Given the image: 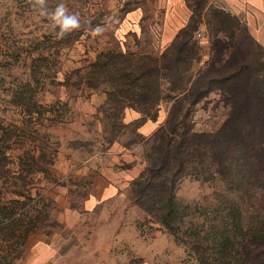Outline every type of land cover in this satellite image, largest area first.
<instances>
[{"label":"rangeland","instance_id":"1","mask_svg":"<svg viewBox=\"0 0 264 264\" xmlns=\"http://www.w3.org/2000/svg\"><path fill=\"white\" fill-rule=\"evenodd\" d=\"M183 1L184 26L194 31L185 50L197 67L217 48L227 46L226 57L240 49L264 93V48L240 23L233 36L216 33L215 11L227 13L217 0ZM60 2L47 0L50 9ZM62 2L90 26L57 39L30 0H0V264H211L131 194L173 94L165 85L157 107H129L124 84L167 80L163 69L147 74L164 53L167 0ZM97 25L103 32L94 35ZM229 112L213 92L190 109L187 124L213 133ZM255 186L228 189L218 178L187 175L175 197L188 208L186 224L247 226L264 217V191Z\"/></svg>","mask_w":264,"mask_h":264},{"label":"trees","instance_id":"2","mask_svg":"<svg viewBox=\"0 0 264 264\" xmlns=\"http://www.w3.org/2000/svg\"><path fill=\"white\" fill-rule=\"evenodd\" d=\"M215 20L216 33L232 29L233 36V28L239 26L235 17L222 10L215 11ZM192 30L189 25L182 27L160 59L153 60L147 74L157 76L163 69L164 84L157 80L138 83L139 78L124 84L127 93H132L129 107H157L165 85L173 94L168 98L167 118L151 138L145 167L133 179L131 194L144 212L173 230L198 257H212L211 264H264V217H253L247 226L186 224L188 208L175 197L176 187L187 175L205 182L218 178L228 189H255L260 184L264 191V93L252 80V64L240 49L226 57L229 50L224 46L217 48L205 67H197V56L193 60V54L185 50L194 41ZM214 38L213 43L220 46V38ZM196 48L193 43L191 49L197 55ZM185 64L188 68L182 70ZM185 72H190L186 81ZM143 75L139 70V77ZM213 92L221 95L229 114L213 133L192 131L187 124L190 109ZM11 221L18 224L15 218ZM15 230L20 228L10 229Z\"/></svg>","mask_w":264,"mask_h":264},{"label":"crops","instance_id":"3","mask_svg":"<svg viewBox=\"0 0 264 264\" xmlns=\"http://www.w3.org/2000/svg\"><path fill=\"white\" fill-rule=\"evenodd\" d=\"M219 6L235 17L247 35L264 48V0H217ZM167 16L160 31L159 45L163 49L171 44L186 23L183 0H167Z\"/></svg>","mask_w":264,"mask_h":264},{"label":"clouds","instance_id":"4","mask_svg":"<svg viewBox=\"0 0 264 264\" xmlns=\"http://www.w3.org/2000/svg\"><path fill=\"white\" fill-rule=\"evenodd\" d=\"M30 3L41 17L47 18L57 39H63L74 31L82 29L85 24L90 26V22H82L78 14L70 12L62 0L52 9L48 7L47 0H30ZM91 31L94 35H99L103 32V28L97 25Z\"/></svg>","mask_w":264,"mask_h":264},{"label":"built area","instance_id":"5","mask_svg":"<svg viewBox=\"0 0 264 264\" xmlns=\"http://www.w3.org/2000/svg\"><path fill=\"white\" fill-rule=\"evenodd\" d=\"M116 1H119V0H116Z\"/></svg>","mask_w":264,"mask_h":264}]
</instances>
